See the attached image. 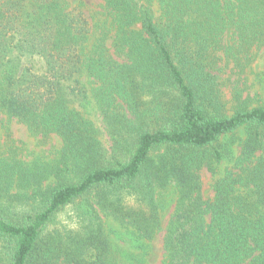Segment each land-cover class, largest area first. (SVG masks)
Wrapping results in <instances>:
<instances>
[{"label": "trees", "instance_id": "1", "mask_svg": "<svg viewBox=\"0 0 264 264\" xmlns=\"http://www.w3.org/2000/svg\"><path fill=\"white\" fill-rule=\"evenodd\" d=\"M102 1L113 55L104 38L88 48L86 20L61 0H0V112L62 142L51 162L1 160L8 264H121L98 212L143 249L161 228L160 192L170 186L177 199L162 264H264V107L227 114L217 74L224 31L234 26L247 43L264 37V0ZM91 99L108 149L84 113ZM231 135L237 156L221 142ZM225 161L232 167L206 202L199 173ZM8 201L21 210L10 215ZM80 202V236L41 245L51 218Z\"/></svg>", "mask_w": 264, "mask_h": 264}, {"label": "rangeland", "instance_id": "2", "mask_svg": "<svg viewBox=\"0 0 264 264\" xmlns=\"http://www.w3.org/2000/svg\"><path fill=\"white\" fill-rule=\"evenodd\" d=\"M72 15H81L90 28L91 37L87 43L91 48L97 39L104 38L105 47L113 55V34L110 26L111 18L108 16V10L102 0H61ZM153 13L156 19L161 18V13L155 3ZM221 46L217 52L219 60L217 62L218 78L222 100L225 103L227 114H231L238 105L247 109L264 107V37L260 42L247 43V34H241L233 26L223 32L219 40ZM246 45L248 48H242ZM239 46L242 50L240 52ZM98 84H95L97 86ZM88 117L99 131V138L102 145L108 149L110 146L109 138L105 132L103 121L98 113L94 102L84 110ZM237 140L244 138L243 132L234 134ZM234 135L221 140L222 143L233 142L232 150L234 155H238L237 141H234ZM62 147L60 138L51 135L43 140L40 136H33L28 128L20 124L15 119H9L0 112V164L1 160L19 161L23 165L34 162L53 161ZM260 154V153H259ZM258 154V155H259ZM264 155V152L262 153ZM232 167L230 162H223L214 165L213 171L206 168L199 173L201 182V196L206 202L213 200V184L216 179L222 177L224 173ZM161 198L165 200L166 206L160 213L161 228L155 237L147 242L143 249H136L130 242V236L127 231L120 227L114 220L105 218L101 213L98 215L104 223V233L111 247V255L119 258L121 264H162L164 260L163 237L168 225V221L174 210V202L177 199L176 189L170 186L168 189L160 192ZM8 213L21 210L17 202H7ZM4 206V205H2ZM0 206V210H3ZM96 209V208H95ZM86 210L85 204L68 205L55 214L42 234L43 243L51 241L53 244L60 243L59 246L67 247L71 240L84 231L88 222L82 219V214ZM3 243L0 242V249ZM43 248V247H42ZM0 264H8L10 260L7 250L1 249ZM135 254V259L129 260L128 256ZM90 253L86 254L89 257ZM57 264H64L61 259Z\"/></svg>", "mask_w": 264, "mask_h": 264}]
</instances>
